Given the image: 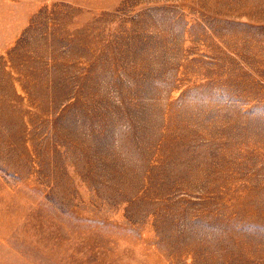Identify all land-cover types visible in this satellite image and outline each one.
I'll list each match as a JSON object with an SVG mask.
<instances>
[{"label": "rangeland", "instance_id": "1", "mask_svg": "<svg viewBox=\"0 0 264 264\" xmlns=\"http://www.w3.org/2000/svg\"><path fill=\"white\" fill-rule=\"evenodd\" d=\"M0 264H264V0H0Z\"/></svg>", "mask_w": 264, "mask_h": 264}]
</instances>
